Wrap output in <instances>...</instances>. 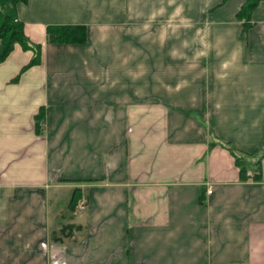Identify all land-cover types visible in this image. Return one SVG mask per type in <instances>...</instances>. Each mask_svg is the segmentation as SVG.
<instances>
[{"label": "crops", "instance_id": "obj_1", "mask_svg": "<svg viewBox=\"0 0 264 264\" xmlns=\"http://www.w3.org/2000/svg\"><path fill=\"white\" fill-rule=\"evenodd\" d=\"M244 1L17 2L40 58L0 61V264H264V156L241 180L221 144L264 148ZM64 23L85 41H49Z\"/></svg>", "mask_w": 264, "mask_h": 264}, {"label": "trees", "instance_id": "obj_2", "mask_svg": "<svg viewBox=\"0 0 264 264\" xmlns=\"http://www.w3.org/2000/svg\"><path fill=\"white\" fill-rule=\"evenodd\" d=\"M18 1L26 0H0V61L3 60L14 43L18 42L25 48L33 50V56L28 65L39 61L40 44L31 42L23 31V23L17 17L16 4ZM260 0H245L236 13L238 19L242 20L244 30L251 23V14ZM47 39L52 42H83L86 39V25L81 23L48 24L46 26ZM234 156L235 164L239 169L241 180L249 177L261 179L260 161L264 156V148L253 151H241L228 142H221ZM253 168V173H247ZM77 196L72 195L69 206L76 204Z\"/></svg>", "mask_w": 264, "mask_h": 264}, {"label": "built area", "instance_id": "obj_3", "mask_svg": "<svg viewBox=\"0 0 264 264\" xmlns=\"http://www.w3.org/2000/svg\"><path fill=\"white\" fill-rule=\"evenodd\" d=\"M207 191H210V188H208ZM76 206L79 207V208H83V207H84V200H83V201H79V202L76 204Z\"/></svg>", "mask_w": 264, "mask_h": 264}]
</instances>
